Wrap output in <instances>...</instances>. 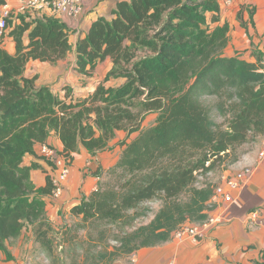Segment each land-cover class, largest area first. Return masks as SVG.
<instances>
[{"label": "trees", "instance_id": "16d2710c", "mask_svg": "<svg viewBox=\"0 0 264 264\" xmlns=\"http://www.w3.org/2000/svg\"><path fill=\"white\" fill-rule=\"evenodd\" d=\"M219 8V0L119 2L111 20L98 19L78 41L77 71L90 75L110 57L114 65L105 81L125 82H102L89 96L71 100L70 87L62 97L24 76L32 59L67 57L73 45L65 23L56 17L28 21V9L11 13L7 29L16 53L0 46V251L9 253L8 241L27 223L49 222L42 196L52 194V176L36 188L23 161L52 132L69 155L80 143L92 153L105 149L119 129L139 132L123 142L99 188L72 208L81 216L79 227L105 224L112 231L120 225L113 236L118 244L97 251L94 264L158 247L184 224L208 218L219 186L209 174L238 162L243 148L264 136V51H253L255 61L223 56L230 26L210 30L207 19ZM153 112L155 125L142 129ZM156 200L161 205L152 219L137 226L153 212L144 204Z\"/></svg>", "mask_w": 264, "mask_h": 264}, {"label": "crops", "instance_id": "0c3cea01", "mask_svg": "<svg viewBox=\"0 0 264 264\" xmlns=\"http://www.w3.org/2000/svg\"><path fill=\"white\" fill-rule=\"evenodd\" d=\"M121 1L128 0H84L79 18L55 12L47 7L29 8L24 13L28 21L46 17L61 19L67 26L73 48L66 58L56 63L30 60L24 76L37 77L38 86L50 85L53 91L62 97H65L64 88L70 87L72 92L69 100L89 96L102 82L111 83L113 85L109 86L112 87L122 85L125 82L124 78L105 81L114 65L110 57L98 62L90 75H85L77 71L76 52L78 41L86 36L93 23L100 18L111 20ZM25 2L26 0H0V15L6 6L15 12ZM219 6V11L207 12V19L208 26L211 25L212 29L225 23L230 26L229 41L222 55L230 57L239 54L244 59L255 61L253 51H264V0H237L234 3L219 0ZM213 16L217 20L212 21ZM11 28L7 29L1 38L0 46L15 54L16 43L10 36ZM25 43H29L27 37ZM138 134L139 132H134L129 135L126 130L119 129L109 141L108 147L96 153L90 152L80 143L78 150L71 154L72 167L63 194L60 197H55L51 193L42 196L46 202L48 219L57 224L62 223L63 218L81 220V216L72 214V208L81 202L83 196H89L99 188L100 183L106 179L108 170L118 163L126 146L123 142L125 140L130 142ZM43 144L51 145L59 152H64L65 149L61 138L52 132L46 142L37 143L34 151L24 156L23 165L31 167L30 176L36 188L45 187L47 176H53L56 172L50 161L42 155ZM263 145L264 136H261L249 151L244 152L238 162L222 170L216 178L218 185H221L232 199L227 202L222 194L213 196V207L209 214L218 217L224 215V220L211 228L204 239L200 241L172 239L158 247L142 248L133 255V264H262L264 157L260 156V151ZM247 170L249 172L246 173ZM240 174L246 180L238 187L230 186L228 180L236 179ZM29 232L33 236L32 230ZM25 233L26 228L15 239L22 240ZM7 245L10 256L1 251L0 264H23L22 251L19 252L17 249L13 253L9 241ZM28 246L25 244L23 252Z\"/></svg>", "mask_w": 264, "mask_h": 264}, {"label": "rangeland", "instance_id": "374dc122", "mask_svg": "<svg viewBox=\"0 0 264 264\" xmlns=\"http://www.w3.org/2000/svg\"><path fill=\"white\" fill-rule=\"evenodd\" d=\"M209 28L213 30L211 25H209ZM106 84L108 86L113 85L108 82ZM64 91L65 94L68 93L66 88H64ZM157 118L158 113H149L142 123V129L155 125ZM255 143L246 145L243 151H249ZM221 172V169L213 171L209 174V177L215 181ZM160 205L161 203L157 200L145 203L144 206H149L153 212L148 217L139 219L136 225L139 226L149 222L154 215L153 213L160 208ZM63 219L62 223L57 224L49 220L46 215V220L49 221L47 223H40L35 227L27 223L25 226L27 233H25L22 240H9L12 252L14 253L17 249H19V252L22 251L23 264H94L97 251L105 247L112 249L113 246L118 244V241L113 239V236L120 232L121 228L118 224L111 226L113 229L111 231L107 230L105 224H95L91 228H83L79 227L82 220L77 221L75 218ZM29 230H32L33 236ZM25 244L29 246L23 252ZM7 255L10 256L9 253ZM118 263L133 264L134 256H123L114 264Z\"/></svg>", "mask_w": 264, "mask_h": 264}, {"label": "built area", "instance_id": "2783aa9c", "mask_svg": "<svg viewBox=\"0 0 264 264\" xmlns=\"http://www.w3.org/2000/svg\"><path fill=\"white\" fill-rule=\"evenodd\" d=\"M84 0H26L24 4L19 6L20 11H24L29 8L43 9L50 8L55 12L62 13L74 18H79L83 8ZM226 3H234L237 0H224ZM252 1V0H249ZM13 10L9 7H5L2 14L0 15V38L5 34L8 25V18L10 17ZM42 155L52 163L56 169L55 174L52 177L54 189L52 195L55 197H60L64 192L65 182L67 181L71 167H72V155L66 152H59L57 149L51 145L43 144ZM260 156L264 157V145L260 151ZM249 170L246 171V173ZM246 180L245 177L240 174L236 179L228 180V183L232 187L240 186L243 181ZM215 194H222L227 202L231 201V195L225 192V189L219 185L216 188ZM224 220V215L218 217L215 215H209L207 219L202 222L193 224H184L173 234L174 240H187L191 239L193 241H200L207 236L208 231L214 228L216 224H220ZM264 261V254L262 256Z\"/></svg>", "mask_w": 264, "mask_h": 264}]
</instances>
